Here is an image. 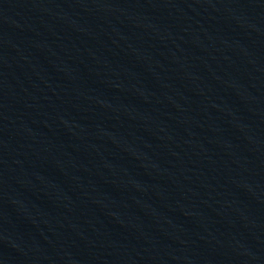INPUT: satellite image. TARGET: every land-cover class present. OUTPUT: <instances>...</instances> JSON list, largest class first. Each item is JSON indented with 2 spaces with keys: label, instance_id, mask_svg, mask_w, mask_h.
I'll return each instance as SVG.
<instances>
[{
  "label": "water",
  "instance_id": "water-1",
  "mask_svg": "<svg viewBox=\"0 0 264 264\" xmlns=\"http://www.w3.org/2000/svg\"><path fill=\"white\" fill-rule=\"evenodd\" d=\"M0 264H264V0H0Z\"/></svg>",
  "mask_w": 264,
  "mask_h": 264
}]
</instances>
